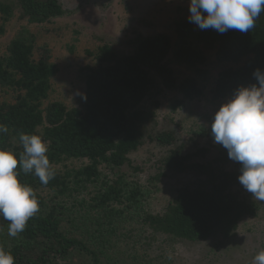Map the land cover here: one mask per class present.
Listing matches in <instances>:
<instances>
[{
	"label": "trees",
	"instance_id": "16d2710c",
	"mask_svg": "<svg viewBox=\"0 0 264 264\" xmlns=\"http://www.w3.org/2000/svg\"><path fill=\"white\" fill-rule=\"evenodd\" d=\"M15 11L37 25L64 14L60 0H0V14L5 20ZM174 33L177 49L173 55L178 64L204 76L200 67L206 63V54L213 53L217 63L229 66L218 74L211 91L214 101L230 100L239 88L257 84L254 71H264V11L248 33L201 30L189 20L176 22ZM130 46L128 54H118L108 45L95 54L88 52L97 65L84 70L82 109L68 108L61 102L44 106L57 70L47 47H37L34 33L21 31L0 59V89L14 94L12 102L0 101V124L9 129L0 134V149L18 156L23 151L19 134L40 135L41 130L52 165L71 159L88 161L78 170L61 173L55 169L56 176L47 185L21 171L18 179L36 191L40 210L13 240L0 238V247L13 255L15 264H69L73 253L85 256L90 264H102V249L116 236L123 218L154 235L197 243L214 237L230 239L241 221L259 216L261 207L249 199L238 180L241 165L228 157L227 149L219 144L216 158L196 162L207 149L191 152L188 142L180 140L174 130L158 128L154 111L140 108L153 87L152 76L159 78L164 89L178 91L185 100L202 96L195 78L177 81L166 65L173 50L171 38L166 34L138 36ZM146 144L167 149L158 173L151 179L154 184L167 173H191L197 178L194 184L178 189L174 199L156 214L147 211L138 179L121 172L128 167L135 175L139 173L140 169L132 166L131 155ZM101 165L117 170V174L103 181ZM99 182L89 202L77 204L92 233L86 239L71 236L63 230L61 206L46 202L40 191L47 190L58 199ZM8 223L0 218L1 229H8Z\"/></svg>",
	"mask_w": 264,
	"mask_h": 264
},
{
	"label": "rangeland",
	"instance_id": "374dc122",
	"mask_svg": "<svg viewBox=\"0 0 264 264\" xmlns=\"http://www.w3.org/2000/svg\"><path fill=\"white\" fill-rule=\"evenodd\" d=\"M189 2L178 0H60L64 14L46 24H30L15 11L8 20L0 14V59L6 55L10 41L26 30L36 36L37 47H47L50 62L57 70L52 79L51 91L44 106L61 102L68 108L82 109L84 105L86 67H95L94 56L98 48L108 45L118 54L132 51L130 41L138 36L168 35L173 44L171 55L166 60L177 81L187 77L195 78L202 90V96L185 100L178 91L163 88L159 78L153 77V87L141 105L145 111H154L157 126L162 130H174L180 140L188 142V148L195 152L200 148L208 150L196 162H208L217 157L218 143L214 142L211 125L219 108L229 100L214 101L212 88L218 74L228 65L216 62L213 53H207L206 63L200 67L204 76L194 69L178 64L173 52L177 49L174 26L179 20H188ZM196 28L198 26L195 24ZM14 94L0 89V101L12 102ZM42 137V131H39ZM167 149L155 144H146L131 155L132 166L140 169L137 175L126 167L121 170L128 177L138 179L145 192L148 212L159 213L174 199L178 189L197 181L191 173H167L158 183L152 178L158 173L159 161ZM88 164L87 160H65L53 167L61 173L78 170ZM232 166V165H231ZM102 180H109L117 170L101 165ZM115 171V173H114ZM99 183L87 184L70 197L54 198L41 190L40 194L50 204L61 206L63 230L71 236L88 238L92 228L88 227L80 204L89 202L97 193ZM251 201L261 207L255 219H244L238 225L233 237L223 240L214 237L204 242L190 243L166 236L154 235L149 229L123 218L118 223L116 236L102 249V264H252L255 255L264 250V201L256 200L246 190ZM76 220L74 221V219ZM75 223V224H73ZM0 238L13 240L8 229L0 228ZM169 256L172 258L169 259ZM69 264H90L89 259L79 254L70 255Z\"/></svg>",
	"mask_w": 264,
	"mask_h": 264
},
{
	"label": "clouds",
	"instance_id": "9594fccd",
	"mask_svg": "<svg viewBox=\"0 0 264 264\" xmlns=\"http://www.w3.org/2000/svg\"><path fill=\"white\" fill-rule=\"evenodd\" d=\"M262 11L264 0H190L188 20L201 30L248 33ZM253 76L257 84L234 92L215 113L211 131L214 142L227 149L232 161L240 163V184L256 200L264 201V71L257 69ZM8 131L7 125L0 124V134ZM19 141L23 151L18 156L0 149V218L9 222L11 237L23 232L27 221L40 210L36 191L18 179L21 171L33 174L42 185L56 176L47 156V141L26 133L19 134ZM0 264H15L13 255L3 247ZM252 264H264V250L255 255Z\"/></svg>",
	"mask_w": 264,
	"mask_h": 264
}]
</instances>
